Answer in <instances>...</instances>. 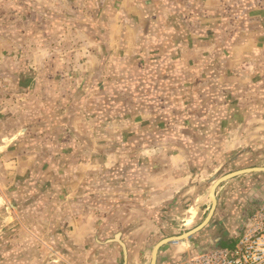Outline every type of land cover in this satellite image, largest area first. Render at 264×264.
<instances>
[{"label": "crops", "instance_id": "obj_1", "mask_svg": "<svg viewBox=\"0 0 264 264\" xmlns=\"http://www.w3.org/2000/svg\"><path fill=\"white\" fill-rule=\"evenodd\" d=\"M221 180L210 193L211 186ZM264 201V0H0V264H181Z\"/></svg>", "mask_w": 264, "mask_h": 264}, {"label": "built area", "instance_id": "obj_2", "mask_svg": "<svg viewBox=\"0 0 264 264\" xmlns=\"http://www.w3.org/2000/svg\"><path fill=\"white\" fill-rule=\"evenodd\" d=\"M181 264H264V201L242 222L233 246L189 256Z\"/></svg>", "mask_w": 264, "mask_h": 264}, {"label": "water", "instance_id": "obj_3", "mask_svg": "<svg viewBox=\"0 0 264 264\" xmlns=\"http://www.w3.org/2000/svg\"><path fill=\"white\" fill-rule=\"evenodd\" d=\"M242 171H239V172H235V173H231V174H228V176H225V177H222L221 179L217 180L212 186H211V190H210V193L212 194L215 186L221 181V180H224L226 178H232L234 177L235 175L237 174H240ZM198 229V228H197ZM197 229L193 230V231H190L188 233H185L179 237H175V238H170V239H167V240H163L162 242L158 243L154 249H153V255H152V260H151V264H154L155 263V257H156V250L164 243H167V242H177L179 240H182L183 238H187L188 236H190L191 234H193L194 231H196Z\"/></svg>", "mask_w": 264, "mask_h": 264}]
</instances>
